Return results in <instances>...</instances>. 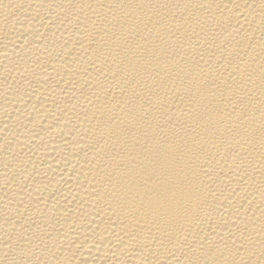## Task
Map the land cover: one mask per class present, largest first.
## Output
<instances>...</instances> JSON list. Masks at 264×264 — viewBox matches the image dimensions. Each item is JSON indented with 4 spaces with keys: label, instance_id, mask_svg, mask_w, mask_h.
<instances>
[{
    "label": "bare ground",
    "instance_id": "6f19581e",
    "mask_svg": "<svg viewBox=\"0 0 264 264\" xmlns=\"http://www.w3.org/2000/svg\"><path fill=\"white\" fill-rule=\"evenodd\" d=\"M0 264H264V0H0Z\"/></svg>",
    "mask_w": 264,
    "mask_h": 264
}]
</instances>
